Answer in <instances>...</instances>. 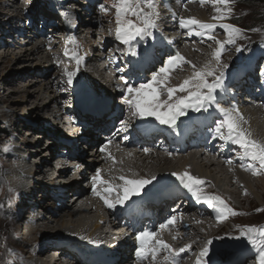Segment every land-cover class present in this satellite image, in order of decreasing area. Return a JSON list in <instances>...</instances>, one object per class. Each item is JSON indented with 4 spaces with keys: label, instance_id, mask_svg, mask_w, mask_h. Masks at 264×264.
I'll return each mask as SVG.
<instances>
[{
    "label": "bare ground",
    "instance_id": "6f19581e",
    "mask_svg": "<svg viewBox=\"0 0 264 264\" xmlns=\"http://www.w3.org/2000/svg\"><path fill=\"white\" fill-rule=\"evenodd\" d=\"M63 1L65 2V4H62V3L61 5H57V3L55 4L58 7L60 15L65 18H64V22L60 21L59 23H56L54 27H50L53 29L52 30L53 41L50 43L52 46H50V44L48 46L46 45V43H43V44L40 43L42 45L31 47L33 46L32 42L28 46H24V47L22 46L21 48L15 45L14 48L17 49L16 53H19V54L18 55L15 54L14 56H12L11 54V56L14 57L13 58L14 62L22 60V59H24L25 61H30L31 59L34 60L36 59V57H40V58H37L39 62V64L37 65H41L42 63H47L48 65L45 66V70H49V67H50L49 62H51L52 59H55L57 61H65L66 64H60V68H62V70H59L57 73L60 79L54 82V78H52L49 81L42 84L45 90L50 94L52 93V88L56 89L57 87H59L61 83L65 82L66 78L63 77L62 75L65 67H67L69 70L75 69V61L74 59L70 58L71 51L75 48V51L77 52L78 56L81 58L82 62H81L78 74L74 78V82L77 84L85 83L87 88L82 89V90L79 88L78 91L76 92L72 88V86L64 85V92L62 91L63 92L62 95L64 97H67L66 104L70 101L71 102L70 105L60 104L58 97L54 93H53V96L49 95V98H51L50 101L48 102L46 101L45 103H43L44 98L42 97V95L44 94V91L42 94L41 88H38V91L37 90L32 91L31 93L28 92V89H24L20 94L25 95L26 99L21 100L20 102L26 103L28 102V99L34 98L35 104H36L34 108V112H33L34 114L36 115L37 113L42 114L43 112H46L47 114L52 113L53 116H55L57 119H59L58 117L60 115H67V117L69 116L70 121H72L74 124H77V121L82 117V115L79 109L77 108V106L72 105V104L74 103V101H78L79 104L81 105L83 104L85 107L90 106L91 98L92 99L94 98V94L91 93V91L94 89L92 80L95 81V83H97V78L95 77L96 70L90 66L88 67L83 62V58H87L89 60L90 48H93V53L97 54V57H98L97 62L95 63V66L97 67L98 64L100 63L102 65L101 70L108 73L110 79L112 78L115 79V81L112 82V86H114V88H116V84H119V85L121 84L125 86L124 81L120 79L121 76L116 74L114 64L122 63L125 60V62L128 63L127 67H129L130 66L129 62L132 60V57L127 54L126 48L124 45H122V47H124L125 50L121 52L120 54L111 55L110 52L107 53V51L113 45V43L116 42V39H115L116 24L114 23L115 21L111 22L114 16L111 17L109 16L110 14L107 15L104 12H101V15L103 18V21H102L103 25H101V27L105 26V30L103 29L104 31H102L101 34L99 33L97 34V33L90 31L91 28H89L91 35L89 37L90 45L88 46L84 38L81 37L82 34H81V29H80V23L83 21V19L80 17V12L78 11L80 9L79 8L80 6L78 7L79 9L77 7L76 9H73L74 11L72 15L69 12L72 7V6L70 7V0H63ZM89 1L91 0H85V2L87 3ZM109 1L111 2V0ZM5 3L6 2H4V0H0L1 16L4 13L6 14V7H4ZM91 3L87 4L89 7L86 10L87 12L88 10L91 11L90 10ZM67 5H69L70 10H68ZM156 5L160 6L158 10L160 14L162 12L161 9H164L165 12L167 11V13H169V15H172L173 17L174 16L178 17L180 15L181 18H185V19L195 18V19L200 20L201 22L215 23L212 20V18L205 16L206 12H209L210 4L208 3V1L204 5H202L200 3V0H193V2H189V0H183L182 5L179 7L173 0H159V3H156ZM109 6L112 7V4H110ZM14 7H13V10H14ZM178 7L181 9V11H184L182 10L183 8L186 10L188 9L193 14L179 13ZM112 8L115 13V8L114 7ZM32 10L34 12L28 13L26 20H31L29 24L35 25L36 19H34L33 17L37 16L38 11H35L36 8H33ZM113 11L111 9V12ZM198 11L203 12V13H197ZM64 13H68L69 15L66 17ZM47 14L49 15V13ZM47 14L44 13L43 15L46 16ZM92 14H94L96 17L97 12L93 11ZM7 17L8 19H6L7 20L6 24L13 20H17V22L19 23V21H21L24 16H21V12L15 13V15L13 12V15L11 14ZM37 17L39 20V16ZM46 17L40 20L46 22L47 21ZM78 17L82 20L77 23ZM95 17H93V19L90 18L88 20L90 23L89 27H91V25L95 23ZM165 20H166L165 15H162L161 17L158 18L157 24H158V27L161 28L160 30H162L164 25H166L164 22ZM37 21H36V24H37ZM72 22H73V25H70ZM66 26H70L71 30L68 29L67 31ZM174 26H175V30L179 32V42H178L177 48H181L180 47L181 43H184L183 45H186L190 48V52H186L188 47L183 48L182 53H179V55L184 57L187 61H190L192 65H196L197 67L203 66V65L197 64L196 60L197 62H201L202 64L203 61L205 60V57L207 58V55H206L207 53H206V50L199 49L197 47V44H200L201 42H209V43L211 42L206 37L200 38L195 35L189 36L187 34V30H181L178 24L174 23ZM38 27H40V22L37 28ZM165 30L167 29L164 28L163 31ZM15 32H18V28L15 30ZM66 34H67V37H66ZM98 36H101L102 38H104L101 48L99 47L101 42L100 40L99 41L97 40ZM44 37L49 38L46 35H44ZM73 39L76 40L75 46L68 43L69 40H73ZM161 39L163 41L171 40L172 34L163 33L161 35ZM217 39H219L218 36H217ZM36 40L38 39H35V41ZM163 41L154 42L152 38H150L147 41H140L138 44L136 42H133V44L137 47L138 51L143 52V50L147 48L150 52L153 53L152 63L146 65L142 69L138 77H132V81L136 84V86H138L139 83L142 82L143 80L150 79L148 75L151 70L158 69L156 67L158 63L157 61L159 60L161 56H164L167 58L168 56L175 54V52L170 49L169 45ZM96 44H99V45H96ZM118 44L120 45L119 42ZM7 47L8 46L1 47L3 49L2 59H4L5 61H3L0 58V63L4 65L8 61L6 59V56H8L9 54H7V51H4L6 50ZM43 48L47 50L46 54L43 51ZM56 48L58 49L57 53H54L51 51V49H56ZM66 49L69 52V56L64 55ZM111 51H113L112 47H111ZM207 52H208V49H207ZM210 53L211 51L208 54ZM134 60H139V57H135L133 61ZM90 61H92V58H90ZM25 69L26 68H24L23 71H26ZM34 69H36V67H34ZM99 70H100V66H98V71ZM183 71L184 70H181V69L179 70L176 69L175 71H172L169 74L168 86L178 87L183 82L184 79L188 78L191 75V72H192V71L189 72L187 69L188 73L186 71L187 75H185ZM20 74L22 73L20 72ZM20 74L18 72L16 76H19ZM127 74H128L127 71H125V75ZM242 80H244V78H242ZM3 82H5L8 85L12 84L11 80L9 81L7 80V77L0 79V84ZM34 83H37V82L35 81ZM261 85H262L261 81L258 80L257 78L252 83H249V81H246V80L243 81L242 84L238 82L237 86H235V83H232L229 89H227V93H230V90L235 88V91L237 93L235 96L230 98V100L231 101L233 100L236 102V105H238L239 111L242 113L244 118L248 120V123L244 125V127L252 132V137H254V139L264 142V121L261 123L259 121L261 117L264 118V109L260 110V115L257 113L255 109H252V108L250 109L252 99L258 102V106L261 105V102L264 104V99H263L264 93H255L253 91V88L261 86ZM80 90H81V94L86 93V92L88 93L81 96L80 98L75 99L74 94H77L79 96ZM2 91H4L3 88L2 89L0 88V94ZM14 92L19 94L18 90H15ZM111 94L113 93H110V95ZM248 94H249L248 96L249 100L245 101L244 96H247ZM177 95H183V93H178ZM122 97H123V91H121V94L119 97L120 104L118 108L119 110L118 121L119 122L124 121L125 124L127 125L128 130L119 132L117 134L116 130L117 128L121 127V124H120L118 127H116L115 130H113L111 135L105 137L106 142L108 140H112V143L107 146L104 153H101L99 149L98 150L95 149L97 146H103L104 142L100 144H95L91 149V150L93 149L95 150L93 152L95 162H93V160H91L90 158V161L92 163H88L86 159L84 158V155L78 158L72 157L70 159H66L64 163L68 165V167H66L63 170L60 169L62 171H59V175L54 179L52 178L53 174L51 175L50 170L47 169V168H50V166L44 169L45 167L44 165L46 164L43 162L40 163L41 164V168H39L40 171L39 169L35 170L36 173L38 172L37 178L40 181L39 183L41 185L40 195L43 194L42 192L46 190V185L49 184L48 182H50L49 185L52 187L54 191H50L49 196L48 194L43 196L44 202L40 208V211L38 212H34L35 204H34L33 198H35V191H31V195H30L31 202L28 201V198L26 196L29 186L31 187L34 184L32 183V180L34 181L36 179L35 176H33L34 170L31 168L33 166H36L37 168V165L34 164V161H33V165L30 162H26L25 164L23 163V161L25 160V158L23 157L24 155L21 154L18 150L13 148L14 145H16L14 144L16 139L14 140L13 145L10 144V147H9L10 150L6 151L7 152L6 155L7 157L9 156V158L6 161L2 160L1 164H2V168H5L4 171L7 172L6 174L9 179L8 186L11 190L15 191V193L17 194V197L12 201V204H13L12 206L16 205V208H13V209L11 208V210H9V208L7 207L6 209L10 211V214H9L10 217L15 219L14 226L16 230L18 231L21 230L22 232L23 226L20 225L22 222L31 223L32 234L31 236L27 235L28 237L23 239L25 242L31 239V237L34 235H40L38 239L36 238L31 241V243L28 245L29 247L31 245L37 246L39 243L46 241V240L48 241V244H49L48 248L43 253H39L37 250L33 254L32 249H29L26 255L24 254H19V256L17 255V257L15 258L16 264H50L51 263L50 259H52L51 254L53 252H56L55 254L58 253L60 257H63L64 255L62 254L63 252H71L72 254H79L80 256L87 258L88 262H93L97 260V258L99 257L101 253V247L103 244L102 228L103 227L107 228V234H110V229L115 226H118L120 222H122V220L124 219L123 212H128L125 210V208L119 205H117L115 209H108L104 206L103 202L98 197L93 196L91 192L90 178L92 175L95 174V171L97 168L100 169L101 178L103 180L110 181L114 185L122 183V181L118 179L120 176H123L126 179L151 178L152 176H156L159 180V183L154 182L155 187H153L152 185H149L147 189L145 190L147 191L148 194L144 195L143 199L149 198L152 196H153L152 198H155L156 197L155 195L159 196L166 189V187H173L176 189L185 190L179 186L178 182H174L175 177L171 175L173 172L181 173V174L184 172H188L190 175L204 180L206 182L204 185V189H205V192L208 194H209L208 189L212 185L216 186L218 184V180L214 181L216 179L215 178L216 175H220V176L225 175V177L229 179L227 182L229 183V186L233 190H228L227 192L224 193L225 195H222V194L221 195L215 194V195H219L225 202L227 201L226 203L227 204L229 203L230 206L232 205L231 206L232 208L238 207L240 209H243V206L247 204L248 202H250L251 200L250 197L252 195L257 198L256 194L253 192V190L250 187V182L249 183L247 182L251 180L253 181V179H249L250 177L252 178L251 172L244 171L240 167V162L237 160V152L232 151V149L235 148V146L228 145L225 148L221 149L220 147L221 142L218 140L216 141L212 140L211 133L208 130V125H209L208 123L210 121H208L206 126H201L200 122H198L196 124V128H194L193 130L194 143L196 144L194 151L195 153L199 155H195L192 152V148L190 145H185V146H182L176 149L175 148L176 145L174 142L168 145L169 151L166 154L164 153L152 154L149 151L145 152L144 148L147 147V145L151 141L159 140L161 135L163 134L162 132L170 131V129L165 128L163 131L156 130V132L152 134L151 139L149 140L142 138L139 132L136 130V126L138 124H141L143 126V129L144 128L155 129L158 124L154 121H139L137 119L132 118L130 116L129 108H126L128 106ZM7 98H9L8 94H7ZM238 98H240V100L242 101L238 100ZM64 99L65 98L63 99L61 98V100H64ZM259 101H260V104H259ZM220 103L222 107L227 108L229 107L231 102L226 98L225 102L221 101ZM5 119L7 118L5 117ZM8 122H11V121H9L8 119L7 123ZM25 127L27 126L25 125ZM25 127L22 129H19V131L17 130V135H16L17 139L19 136H24V135L29 138L32 137L30 141L26 140V138L24 139L26 144H29L28 147L24 149V151H27L28 153H31V154L34 153L38 155L36 158L45 157V154H47L48 156L50 155L51 158L54 160L55 156L59 154V152H62L64 150V145L58 141L59 137H61V133L58 130L56 131V129L58 128L61 129V124H58L57 126L52 128L53 130L52 138L46 139L49 145H46V144L43 145L42 143L40 146H37L36 148L32 150L30 149V146L32 145L36 146L38 144V141H42L37 131H41L42 129H44V126L41 127L40 129L39 127L37 128L35 126H32L31 134H30V131L27 130ZM51 127L52 125L51 123H49V125H46L45 128H51ZM32 133L34 134L32 135ZM98 135H99V131H97L94 134V138H92V140L93 141L95 140L96 143L100 142L99 141L100 139L96 140L99 138ZM124 137H127V139L125 140ZM33 138L36 139L37 141L33 140ZM201 140L205 141L203 146H199V142ZM56 146H58V149H60V146H61L62 150L60 151L51 150L52 151L51 153L49 151L46 152V150L50 149V147L56 148ZM80 146L82 145L80 144L79 147ZM81 148L83 149L84 146H82ZM24 151H22V153H24ZM228 158H231L233 160V164L239 163L238 170L237 168L233 167L234 165H229L226 163V160ZM73 165H76V167L77 165H80V166L83 165L84 170H86V173H88L89 171L88 175H90V178L87 179L85 177V174L81 175V177H80V174H78L77 176L75 175L73 177L72 176L68 177L70 174V169L73 168ZM227 167H233L234 170L231 171L232 173L231 175H230V171L227 170ZM76 170L78 171L77 168ZM74 172L72 173L74 174ZM244 175H246V178ZM61 178L65 179V181H63L64 182L63 184H61V181H60L62 180ZM263 179L260 181H263ZM81 180H85L83 181V183L87 182L85 183L86 184L85 186L82 183L78 184L79 181ZM59 186H61L60 189L64 190L62 198H65V201H64L65 203L64 205H62L63 206L62 208L60 207L58 208V196L55 194V191H57V188ZM256 188L260 189V191L262 190V192L264 190V187L262 186H257ZM76 190L79 191L78 196L72 197V193ZM181 198L182 197H179L178 199H175V200H179ZM133 199L136 200L137 202L141 201V198L139 197H135ZM67 202H69V204ZM129 203H131V201ZM201 205L202 204H197V203L194 205L195 207L198 208V212H194L186 207V208H181V210L179 211H175L174 214L173 213L170 214L168 212L165 216L163 215V217L159 220L160 223L165 222L171 216L177 217V220L174 225H171L168 228L163 229V230L159 229L160 223L158 222H154L153 224L147 223V217L144 214H142L141 210L128 213L127 214L128 217H131L135 214H140L141 218L139 222L137 223V225H135L134 227H131L130 229L131 236L126 237V239H128L130 243L131 257L128 260H125L126 263L125 261H120L119 264H151L150 255L147 257V259H144L143 261L137 260L135 256V250H136L137 243H138L135 237L141 231H146V230L156 231L158 233L157 238L162 240L164 243H167L172 249L178 250L181 247L190 245L191 247L188 252L181 253L180 258H179V264H195L196 257L202 249L201 247L203 246V241L205 243L208 241H211V244H209L208 246L210 249H214L215 248L214 247L215 238L221 237L222 234L220 233V231L226 226V224H224L223 222L217 223L215 216L212 215V213L201 212L200 211ZM90 214H92L93 219L92 217H90L91 216ZM29 232H30V229H29ZM80 237H84V239H80ZM173 237H175V239L177 240L176 244L173 242V240H175ZM209 238L210 240H208ZM90 240L93 241V243H89ZM56 241H60L64 244V246L59 250H55L53 248V243H55ZM237 243L238 242L234 240L232 244L238 245ZM86 244L93 249L92 252L85 251L82 245H86ZM67 246L69 247L67 248ZM194 250L197 251V253L194 252ZM163 255L164 253L161 252L160 255H158L157 259L162 260ZM213 257L214 256L205 257L204 258L205 262L207 264H208V261L209 263L213 262L214 260ZM253 260L254 258L249 253H245L243 254V256L235 255L228 262L223 263V264H255ZM213 264H219V263H213Z\"/></svg>",
    "mask_w": 264,
    "mask_h": 264
},
{
    "label": "snow or ice",
    "instance_id": "6c2138e0",
    "mask_svg": "<svg viewBox=\"0 0 264 264\" xmlns=\"http://www.w3.org/2000/svg\"><path fill=\"white\" fill-rule=\"evenodd\" d=\"M193 2V0H189ZM207 0H200L201 4ZM231 0H211L216 15L213 17L215 23L201 22L195 18H180L178 26L181 30H187L189 36L195 35L200 38H207L215 44V48L210 53L203 66L192 65L184 57L177 53L163 59L158 69L151 71L150 79L143 80L138 86L132 81V77H138L142 69L152 63L153 53L147 48L143 52L138 51L137 44L140 41H147L154 37V32L158 28V13L156 11L155 0H113L112 7L115 8V39L126 48V52L131 57H139V60L130 61V66L117 68V72L127 76H121L124 81L123 99L127 104L130 116L139 121H154L158 125L167 126L168 129L176 131L183 124L182 117L193 119L191 113H208L213 115V121L208 125L212 140L220 141L221 149L228 145L235 146L232 151L237 152V160L244 171H250L253 176L264 175V142L252 137V132L244 127L248 123L238 106L222 107L221 100L226 87V71L229 64L222 62V54L227 51L226 45H237L243 32L240 28L224 22L230 15ZM100 11L107 13L104 5L100 6ZM67 17L69 14L64 13ZM135 19H132V18ZM175 18V16H174ZM222 29L224 39H217L216 29ZM255 31V30H254ZM68 43L76 45V40H69ZM237 53L246 50L240 46L235 48ZM65 56H69L66 49ZM70 58L75 61V69L63 70L65 83L72 86L74 78L77 76L81 58L75 48L71 51ZM178 64H188L192 68L191 75L184 79L178 87L168 86L169 74ZM260 75L264 77V68L260 69ZM183 93V95H177ZM213 109L214 112H210ZM179 121V123H178ZM121 127L117 128V134L127 131V125L121 121ZM126 140L127 137H124ZM112 143L108 140L99 148L104 153L107 146ZM8 149L5 148V152ZM145 152L148 149L144 150ZM226 163L233 164V160L228 158ZM80 167V165H77ZM175 177L174 182H178L189 193L197 204L206 205L215 213L217 223L223 222L229 216L237 215L228 204L219 196L205 192V181L190 175L188 172L171 174ZM120 184H113L101 178L100 169L97 168L95 174L91 176V192L98 197L108 209H115L117 205L132 213L136 209L137 201L133 198L143 199L147 195V187L159 183L156 176L151 178L126 179L123 176L118 178ZM114 196V198H113ZM131 201V203H129ZM176 216H171L165 222L159 224V229L163 230L174 225ZM156 231H141L136 235L138 242L135 250L137 260L143 261L151 256V264H179L181 253L188 252L190 245L181 247L178 250L172 249L167 243L157 238ZM175 239V237H173ZM236 240H245L251 246L249 251L254 252L256 264H264V228L247 227L240 231L238 236L232 237ZM84 239V237H80ZM93 243V241H89ZM209 244L205 243L196 257L195 264H206L205 257L209 253ZM163 252L162 260L157 257ZM14 255V254H13Z\"/></svg>",
    "mask_w": 264,
    "mask_h": 264
},
{
    "label": "rangeland",
    "instance_id": "374dc122",
    "mask_svg": "<svg viewBox=\"0 0 264 264\" xmlns=\"http://www.w3.org/2000/svg\"><path fill=\"white\" fill-rule=\"evenodd\" d=\"M49 1L50 0H31V1L30 0H20V2H18V1H15V0H4V2H6L4 4V7H6V14L4 13V14H2V16L0 14V43L2 42L3 46H8L6 48V50H4V51H7V54H9L8 56H6V59L8 60L7 63L5 65L0 63V79H3V78L7 77V80L8 81L11 80V83H12L10 85L6 84L5 82L0 84V88L1 89L3 88V90H4L0 94V264H16L15 258L17 257V255L18 256H19V254L26 255V253L29 251L28 245L31 243V241L33 239H36V238L38 239L40 237V235H34L31 239H29L27 242H25L23 239H21V237L19 236V233H18L19 231L16 230V228L14 226L15 225V219L11 218L10 215H9L10 214L9 210H11V208L12 209L16 208V205L12 206L13 205L12 201L17 197V194L15 193V191L11 190L9 188V186L7 185V183H6V181H7V174L6 173L7 172L4 171L5 168H2L1 161L2 160H5V161L8 160L9 156L7 157V155H6L7 152H5L4 150H5V148L10 150L9 149L10 140H11V136L10 135L11 134L13 135L14 133L17 134V130L19 131V129L24 128L25 126H23V123H25V122H30V123L33 124L31 126H28V128L25 127L27 130L30 131V134H31L32 126H35L37 128L39 127V129L44 126V129H42L41 131H37V133H39L38 135L41 137L42 141H38V144L36 146H34V145L30 146L31 150L36 148L37 146H40L42 143H43V145H45V144L49 145L47 143L46 139L47 138H50V139L52 138V136H53L52 128H54V127L45 128L46 125H49L50 119L48 117H49L50 113L47 114L46 112H43L42 114L41 113H37V115L34 114L33 112H34V108L36 106L34 98H30V99H28V102L22 103L20 101L21 100H25L26 96L22 95L20 93L24 89H28V92L31 93L32 91H36V90L38 91V88H41V93L43 94V91H44V94H45V95L44 94L42 95V97L45 100V101L43 100V103H45L46 101L47 102L50 101L51 98H49V95L53 96V93L58 97L60 104H62V105L66 104V101H67V97H64L62 95V93L64 92V85H67L65 82L61 83L59 85V87H57L56 89L52 88V93H50V94L45 90L44 86L42 85V84H44L45 82L49 81L52 78H54V82L59 80L60 77H59V75L57 73H58L59 70H62V68H60V64H66V62L65 61H57L55 59H52V61L49 62V66H50L49 70H45V66L48 65L47 63H42L41 65H37V64H39L37 58H40V57H36V59H34V60L31 59L30 60L31 62L30 61H25L24 59L14 62V60H13L14 57H12V56H14L15 54L18 55L19 53H16L17 49L14 48L15 45L13 46V44L11 42V39L13 38L14 35L17 34V32L14 31L13 34H9L8 29L10 30V28L12 29L13 26H16L17 20H13V21H11V22L6 24V22H7L6 19H8L7 16H9L11 14L13 15V12H14V15H15V13L21 12V16H24V17L21 20L22 22L19 21V25H21V26H19V25L18 26L21 29H23V28L29 26L30 25L29 23L31 22V20H26V18L28 16V13H33L34 12L32 10L33 8H36L35 11H38L39 9H41V7H44L47 10L49 8V6H48V2ZM52 1L55 2L57 0H52ZM207 1L210 4V6H209V12H206L205 16H207L209 18H212V20H213V17L216 15V11H215V8H213V6H212L211 0H207ZM104 2H106L107 4L104 3ZM155 2L159 3V0L158 1L155 0ZM179 2L180 1H177L176 4L181 6L182 4H180ZM71 3H74L75 7H77V8L80 6L79 7L80 9L78 8L79 9L78 11L80 12V17L83 19V22H86V26H87V24L89 22L88 19L89 18L93 19V17H95V15L92 14V12L93 11L97 12L96 17H95V23L92 24L91 27H90L92 32H94V33L101 34V32L105 30V26L101 27V25H103L102 24L103 18H102L101 11H100V6L101 5H104L107 8V13H106L107 15L110 14L109 16H111V17L114 16V18H113V20H111V22L115 21L114 20L115 19V13L113 11V8L111 6H109L110 4L113 3V0H111V2L109 0L108 1H106V0H91V1L88 2V3H91V7H90L91 11L88 10V12L86 11L89 8L88 5H87L88 4L87 2L82 3V0H70V7H71ZM204 4H202V5H204ZM258 4L259 3L254 2V4L250 5L248 8L246 7L244 9H241L242 0H231L230 5H229V8H230V15L228 17L229 19H226V20H229L228 23L232 24L231 23L232 19H235L237 21V19L239 18L238 21H239L241 27L244 26V23H248V24L252 23L254 25V27H255L259 23L258 22H253V21L256 20L259 17L258 16L259 13L262 12V10H260L261 7ZM98 5H100V6H98ZM56 6L57 5H53L52 10L49 11V15L48 14L46 15L47 17L42 14L43 18L46 17V20L52 21V23L54 25H56V23H59L61 21V15L59 13V10L56 8ZM67 6H68V10H70L69 5H67ZM13 7H14V10H13ZM110 8L112 9L113 12H111ZM182 10H184V11H181V9H180L179 13H182V14H185V13L186 14H190L191 13V11L188 10V9L186 10V9L183 8ZM0 11H1V9H0ZM84 11H86L85 12L86 17H85V14L84 15L82 14V12H84ZM197 13H203V12H199L198 11ZM7 14H9V15H7ZM191 14H193V13H191ZM263 15H264V13H263ZM37 16H39L38 13H37ZM37 16L33 17L34 19H36L35 20V25H36V21L38 20ZM180 18H181L180 15L178 17H175V18L169 16V20L166 19L164 22L169 21V22H171L173 24V21H174L175 24H178ZM132 19H135V18L133 17ZM175 20H176V22H175ZM240 20H241V22H240ZM243 21H245V22H243ZM38 22H40V17H39V20L37 21V23ZM259 22L264 24V21H259ZM77 23H78V21H77ZM98 24H100V25H98ZM253 25H249V26H253ZM86 28H88V27H86ZM29 29H30V27H29ZM160 29L161 28H159L158 30H160ZM66 30L68 31V29H66ZM215 31H216V34H217L218 38L220 40H223L224 39L223 30L217 28ZM242 32H243V35H242L241 39H239L237 41V45H232L231 47L230 46H226L227 51H225L222 54V62L223 63H227V64L230 65V67L226 71V83L227 82L231 83L233 81L232 78L236 77L238 75V70H237V68H235V66H236L235 63L240 59V57L243 54H245V52H247V50H244L241 53H237L236 50H235L236 46H240L241 47V46L244 45V41H245L246 38L250 39V34H251L250 32L248 34H246L244 30H242ZM67 34H66V37H67ZM32 36H34V35L32 34ZM81 37L83 38V36H81ZM36 39H38V38H36ZM97 40L98 41L100 40L101 44L100 45L96 44V45H99V47L101 48L104 38H102L101 36H98ZM39 41H40V39L36 40L35 45L32 44L33 46H31V47H36L38 45H42L43 42L40 41V43H42V44H39ZM51 42L52 41H50V43ZM210 42L211 43H209V42H201L200 44H197V47L199 49L206 50V53H207L206 54L207 58L205 57V60L203 61V63L201 64V62H197V60H196L197 64L203 65L204 62L207 61L210 58V54H208V53L215 48V44H213L212 41H210ZM183 44L184 43H181V45H180V47L182 48V51H183V48L188 47V46L183 45ZM16 46L21 48V46H18V45H16ZM48 46H49V44H48ZM50 46H52V45L50 44ZM1 47L2 46H0V58L2 59V55H3V51L2 50L3 49ZM111 47H112L113 51H111ZM111 47L107 51V53L110 52L111 55L120 54L121 52H123L125 50V48L122 47L121 44L120 45L118 44L117 40H116L115 43H113V45ZM193 47H195V46H193ZM45 48H43V51L46 54L47 50ZM207 49H208V52H207ZM51 51L54 52V53H57L58 49L57 48L56 49H51ZM186 52H190V48L189 47L187 48ZM11 54H12V56H11ZM202 57H204V56H202ZM243 58H246V60L244 61V63L246 65L254 63L255 60L263 59L264 58V47L257 48L256 50L252 51L251 53H248L247 55H243ZM163 59H166V57L161 56L159 58V60L157 61L158 62L157 66H156L157 68H159V66H161V63L163 62ZM2 60L5 61L4 59H2ZM34 67H36V69H34ZM24 68H26L25 69L26 71H23ZM176 69L177 70H179V69L184 70L183 72H184L185 75H187L188 71L189 72L192 71L191 66L190 65L187 66V64H182V65L178 64L176 66ZM187 69H188V71H187ZM175 70H173V71H175ZM151 71H150V73L148 75L149 77L151 75ZM186 71H187V73H186ZM18 72H19V74H20V72L22 74H20L19 76H16V74ZM18 78H20V79H18ZM37 80H39V81H37ZM261 80H263V79H261ZM35 81L37 83H34ZM92 83H93V86L95 88L96 87L95 84H97V83H95V81H93V80H92ZM124 87L125 86L122 85L121 91H123ZM72 88L77 92L79 88L82 90V89H85L87 87H86L85 83L77 84V83L73 82ZM15 90H18L19 94L14 92ZM81 90L79 91V93H80L79 96L77 94H74V98L75 99L76 98H80L81 96H83L86 93H88V92H86V93H82L81 94ZM95 90H99V86H97ZM94 92L95 91L93 89L91 91V93L94 94ZM7 94H8L9 98H7ZM48 98H49V100H48ZM61 98L62 99L65 98V99L61 100ZM74 98H73V100H74ZM238 100H240V98H238ZM67 104L70 105L71 102L69 101ZM78 104H79L78 101H74V103L72 105H78ZM231 105L238 106V105H236L235 101H232L230 103L229 107ZM126 108H128V107H126ZM259 108L261 110L264 109V104L262 102H261V105L259 106ZM51 109H52V107H51ZM194 114L195 113H191V116L194 115ZM197 114L198 113H196V115ZM200 114L203 115L204 113H200ZM38 115H39V117H38ZM5 117L7 119H5ZM8 119L11 122L7 123ZM181 119L184 122L187 119V117H182ZM178 123H179V121H178ZM158 126L162 127L161 125H158ZM57 130L59 131L60 128L56 129V131ZM33 134L34 133H32V135ZM21 137L22 136H19L18 139L16 138V141H15L14 144H17V142L19 141V139ZM31 138L32 137L29 138V141H30ZM41 139H39V140H41ZM22 140H23V138L21 139V141ZM33 140H36V139L33 138ZM49 143H51V142H49ZM58 146H56V148L50 147V149L46 150V152L49 151L51 153L52 152L51 150H53V151L54 150H56V151L57 150H59V151L62 150L61 146H60V149H58ZM28 151H30V150H28ZM29 154H31V153H29ZM89 155L90 154L88 153V151H86V154H84V158L85 159H87V157L90 158ZM37 156L38 155H36V154H33V155L31 154L29 156L28 162H30L32 165H33V161H34V164H36V165H38V164L43 162V163L46 164V165H44L45 166L44 169H46L49 166L51 167L53 159L51 158L50 155L48 156L47 154H45V157L36 158ZM66 163H68V162H66ZM33 167H35L33 169L34 170L33 176H35V178L37 179V180L35 179L36 182H40L38 180V178H37L38 177V172L37 173L35 172L36 166H33ZM76 168L78 169V171L76 170ZM229 168L230 167H227V169H229ZM72 172H74V174ZM88 173H89V171H88ZM88 173H86V170H84V166L83 165H81L80 167H76V165H73V168L70 169V174H69L68 177H71V176L73 177L75 175L77 176L78 174H80V177H81V175L85 174V177L87 179H89L90 175H88ZM246 175H244L245 178H246ZM215 178H214L215 179L214 181L218 180V184L216 186L212 185L208 189L209 194H214L215 195V194H219L217 191L225 193L228 190H233L229 186V183L227 182L229 179L226 178L225 175H221V176L220 175H216ZM263 178H264V175H259V176L258 175H256V176L252 175V178L250 177L249 179H253V181L252 180L251 181H247L248 183L250 182V187L253 190V192L256 194L257 198L252 195L250 197V199H251L250 202L245 204L243 206V209H240L238 207H236V208L233 207L232 208L231 207L232 205L230 206L229 203H228V205L230 206L231 209H233L235 211H239L240 214H237V215L233 216L234 221L233 220L229 221L227 219L223 221V223L226 224V226H225V228H223L220 231V233L222 234L221 237L215 238V240L213 239L214 242H215L214 243L215 244L214 245L215 248L214 249H210L209 248V253H208L207 256L208 257L214 256L213 257L214 260L211 263H209V261H208V264H213V263L223 264V263H226L233 256H235L238 253V250L247 251L248 253H250V255L251 254L255 255L254 252L249 251L251 246L247 245V242L245 240H243V239L236 240V239H233L232 237L238 236L240 231L245 229V228H247V227L264 228V223H263L264 222V217H263L264 216V210H262V211L259 210L260 209L259 207L264 206V190L262 192V190L260 191V189L256 188L257 186L264 187V179ZM262 179H263V181H260ZM35 180L34 181L32 180L33 181L32 183H34ZM62 180L65 181V179H62ZM83 181H85V180L79 181L78 184L82 183L85 186L86 185L85 183H87V182L83 183ZM88 182H90V181H88ZM48 183L50 184V182H48ZM49 184L46 185V189H47L48 186H50ZM51 191H54V190L52 189ZM41 195H39V193L36 192L35 193V198H33V199L34 200L36 199V202H37L38 201V197H40ZM47 201H49V200H47ZM17 205H19V204H17ZM7 207L9 208V210L6 209ZM211 213H212V215L215 216V213L213 211ZM90 215H91L90 217H92V214H90ZM92 219H93V217H92ZM175 240H173V242L176 244L177 240L176 241ZM208 240H210V238ZM234 240H236V242H238L237 243L238 245H233L232 244ZM204 244H205V242L203 241V246L201 248L204 247ZM68 247L69 246H67V248ZM82 247L85 249L86 252H92L93 251V249L90 246H88L87 244L86 245H82ZM241 247H246V248L241 249ZM194 252L197 253V251H195V250H194ZM53 253H56V252H53Z\"/></svg>",
    "mask_w": 264,
    "mask_h": 264
},
{
    "label": "trees",
    "instance_id": "16d2710c",
    "mask_svg": "<svg viewBox=\"0 0 264 264\" xmlns=\"http://www.w3.org/2000/svg\"><path fill=\"white\" fill-rule=\"evenodd\" d=\"M254 2L259 3L258 5H260L262 12L259 13V17L254 20L253 22H258L259 24L257 26L254 27V25L252 23L248 24V23H244V26H240L239 23V18L236 20H234L236 23L234 25H237V27L243 29L246 32H250V39H248V42L250 43V46L255 48L260 44H264V24L260 23L259 21H264V0H242V7L241 9L244 8H248L250 5H253ZM241 22V20H240ZM245 22V21H243ZM249 25H253V26H249ZM255 30V31H254ZM264 217V216H263Z\"/></svg>",
    "mask_w": 264,
    "mask_h": 264
}]
</instances>
